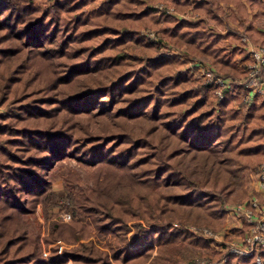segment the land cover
Masks as SVG:
<instances>
[{
    "label": "trees",
    "instance_id": "16d2710c",
    "mask_svg": "<svg viewBox=\"0 0 264 264\" xmlns=\"http://www.w3.org/2000/svg\"><path fill=\"white\" fill-rule=\"evenodd\" d=\"M95 1L0 0V105L14 101L0 114V264H183L179 243L208 245L186 226L218 230L225 205L246 198V171L264 159V97L241 100L240 114L232 83L206 108L209 84L188 83L178 60L145 58L155 48L136 32L162 21L173 45L240 77L239 49L220 42L238 33L208 25L225 27L220 2L232 5L243 34L262 44L256 14L246 16L254 7L264 15V0H159L200 14L195 21L158 14L146 0L88 10ZM66 159L93 168L94 185L67 181L69 222L50 230L49 175ZM223 264H264V249Z\"/></svg>",
    "mask_w": 264,
    "mask_h": 264
},
{
    "label": "rangeland",
    "instance_id": "374dc122",
    "mask_svg": "<svg viewBox=\"0 0 264 264\" xmlns=\"http://www.w3.org/2000/svg\"><path fill=\"white\" fill-rule=\"evenodd\" d=\"M40 0H34V2H39ZM100 3V0H97L95 2L90 3V5L87 7V9H93L96 8ZM146 5L147 6H151L152 8H154L156 11H158V14L162 13H171L173 15L176 14V16L181 17L184 16L185 19H189V20H194L195 21V17L196 13H192V12H184V13H177L173 7L171 6H166L165 3H163L162 1L156 0V1H150V0H146ZM223 7V6H222ZM168 9H171L170 12H167ZM223 9L225 10L226 13V17L224 18L225 21V25L230 22L232 23H236L238 24L237 19L239 20V18H241L236 10L230 6V5H225V7H223ZM231 12L235 15V19H231L228 18L227 16L231 14ZM200 15V14H199ZM161 18V16H160ZM182 18V17H181ZM195 18V19H192ZM161 20V19H160ZM197 20V19H196ZM230 24V25H231ZM163 25L162 21H159V23H157L154 26H145V27H139L136 32L138 33V35L140 37H143L145 39H147L149 41V43H152L154 48H155V53H150L145 55V58L148 56H152V58H156V57H169V58H173L175 60L180 61V64H178L177 66H174V68H176V70H184L187 73V78H188V83H190L191 85L196 84L197 81L201 82V83H205L204 78L202 77V72L204 70V66L208 65V67L214 68L215 72H217L220 75L223 76H228L231 78H241L244 76L245 73V64H247L249 62V57L248 54H246L245 58L242 57L243 53L241 55V51L235 53L234 58L235 60H238L239 58H241L239 60V67L242 69V74L240 77H235V76H231V75H226L223 74L222 72H220L217 67L206 57H201V56H197L192 54L191 52H189V50L185 47V45H181V46H176L173 45L170 41H168V39L164 38L161 36V34L159 33V27ZM235 25V24H232ZM209 27L212 26L214 30L216 31H221L224 29V27H215L213 24H209ZM228 27V26H225ZM148 33H152L154 38H150L148 37ZM241 39L245 42H249L250 45L249 47H256V46H261L264 45V43L262 44H257L251 41H248V39L246 37H241ZM241 40V41H242ZM221 45L223 47H225V45H229L228 42H224V41H220ZM130 47H139L140 44L139 43H134L131 42L129 43ZM130 63L133 64V66H136V63L133 60L129 61ZM135 63V64H134ZM198 64V66H196ZM203 69V70H202ZM189 84V85H190ZM233 85V84H231ZM232 92L235 95V98L232 100V104L235 108H238L240 114H243L244 112V106L240 104L241 100L242 102H244V96L247 94L244 89L240 86L237 87L235 89H232ZM208 96L209 99L206 100V108H214V106L217 104V100L216 98L213 96V93L210 91V89H208ZM264 97V95H253L251 97V102L254 101L255 103H258L262 98ZM14 104V101H8L5 102L3 104L0 105V114H4L8 108L9 105ZM88 121V118L86 115H81V122L82 123H86ZM264 161V159H262L260 162ZM259 162V163H260ZM258 163V164H259ZM257 164V166H258ZM257 166L255 170H248L246 171L245 174V182H244V187L246 189V198L243 201H246L248 198L250 197H256L254 195H249L248 190L251 191L252 190V184H251V180H253V175L256 177V170H257ZM95 174V170L93 168H87V167H83L81 165H79L74 159H69V160H61V161H57L55 162V164L53 165L51 171H50V191L48 193H50V202H51V206H46V217H47V225L48 228L50 230H54L55 229V225L60 224L63 222V220H67L65 222H69V215L65 213L64 211V203H65V195L67 194V181L69 182V179L74 178L73 181L77 182L79 185H81L82 187H89L94 183V179H93V173ZM94 185V184H93ZM257 189H258V194L264 199V195H262L259 191L258 188V184H257ZM257 198V197H256ZM242 202V201H240ZM260 202V201H259ZM238 203V202H236ZM236 203H232V204H226L225 208H226V214L223 220V223L221 225V227L218 230H212L211 228H209L208 226L205 225H197V224H193L190 223L186 226V228L195 236L199 237L202 240H205L208 242L207 247H200V246H191L187 243H179L178 246L175 249V252L178 254V258L181 260V262L183 264H189L191 262L194 261H198V260H202V259H208L209 261H213L215 262L216 260H218L221 256V244L224 240L230 238V236H232L231 234L226 233V231L223 229L224 225H225V221L227 219L228 216L230 215H234L236 216L233 212L230 211V207ZM41 208V206L38 208V210ZM26 218L30 219V227L33 230H37L38 229V221L36 220V218L32 215H27ZM241 218V217H238ZM243 220V219H242ZM244 221V220H243ZM65 224V223H64ZM66 227H68V224H65ZM196 228L197 230H203V229H207L210 230L211 232L216 234V238H210L207 239L206 237L202 236V235H197L194 234L192 232V230L190 228ZM38 231V230H37ZM40 231V230H39ZM43 232V231H42ZM92 232L94 234H96V238L99 239V241H101L100 243L104 242V237L101 234L96 233L95 231ZM43 234V233H42Z\"/></svg>",
    "mask_w": 264,
    "mask_h": 264
},
{
    "label": "built area",
    "instance_id": "2783aa9c",
    "mask_svg": "<svg viewBox=\"0 0 264 264\" xmlns=\"http://www.w3.org/2000/svg\"><path fill=\"white\" fill-rule=\"evenodd\" d=\"M170 10L168 9L167 12H170ZM181 17L185 18L184 16ZM197 17L195 18L197 19ZM147 35L152 39L154 38L152 33ZM247 54L249 62L245 64V73L241 78L220 75L208 65L203 67L202 77L209 84V89L216 100L223 97L224 90L230 88L232 83H237L247 93L244 96L245 106L251 103L253 95H264V45L250 47ZM256 179L259 191L264 195V161L257 166ZM229 209L237 217L244 220L247 230L244 233H233L230 238L224 240L221 244V256L215 262L202 259L189 264H223L230 254L246 256L264 249V219L259 216V200L256 197H250L246 201L232 205ZM190 229L194 234L202 235L207 239L209 237L216 238V234L210 230L203 229L200 231L195 227Z\"/></svg>",
    "mask_w": 264,
    "mask_h": 264
},
{
    "label": "crops",
    "instance_id": "0c3cea01",
    "mask_svg": "<svg viewBox=\"0 0 264 264\" xmlns=\"http://www.w3.org/2000/svg\"><path fill=\"white\" fill-rule=\"evenodd\" d=\"M220 4L225 7V3H222L220 2ZM232 6V5H230ZM233 7V6H232ZM247 16H246V20H249L252 18V16L254 14H256V17L253 19V26L255 28H257L258 30H261L264 32V15L259 13V10L257 9V7H254L252 9L250 8H247ZM197 14V13H196ZM197 19L200 17L199 14H197ZM194 19V18H192ZM189 20V19H187ZM196 20V19H195ZM189 21H194V20H189ZM238 24H236L235 22L232 23V24H235V25H232L230 22L227 23L226 26L228 27H224L223 30L221 31H216L217 33H220V34H223L225 35L227 30L228 29H231L232 32H237L239 37H237V39H229V36L228 35H225L221 38L222 41L224 42H228L229 45H225V48L227 49H230V48H238L239 49V52L241 51V55L243 53V56L245 58L248 50H249V45L250 43L249 42H245L241 39V37H246L248 39V41H251L253 42L250 38H248L245 34H243V28H242V25H245V21L242 19V18H239V20L237 19ZM231 24V25H230ZM242 24V25H241ZM242 40V41H241ZM241 58H239L238 60H236L237 64L239 65V60ZM251 184H252V190L249 191L248 190V193L249 195H254L257 197V199L260 201V211H259V216L264 219V199L258 194V189H257V179L256 177L253 175V180H251ZM226 233L228 234H233V233H244L246 230H247V226L246 224L244 223V221L242 220V218H238L237 216H234V215H230L227 217L226 221H225V225H224V228H223Z\"/></svg>",
    "mask_w": 264,
    "mask_h": 264
}]
</instances>
